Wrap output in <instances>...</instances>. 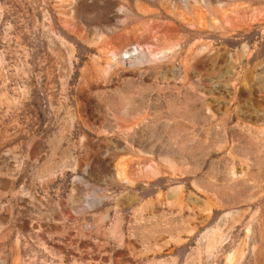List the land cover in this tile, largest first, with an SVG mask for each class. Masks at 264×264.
<instances>
[{"label": "rangeland", "instance_id": "1", "mask_svg": "<svg viewBox=\"0 0 264 264\" xmlns=\"http://www.w3.org/2000/svg\"><path fill=\"white\" fill-rule=\"evenodd\" d=\"M0 264H264V0H0Z\"/></svg>", "mask_w": 264, "mask_h": 264}]
</instances>
